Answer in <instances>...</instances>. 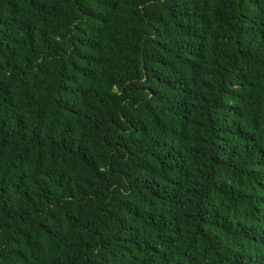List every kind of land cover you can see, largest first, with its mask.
<instances>
[{"label": "trees", "instance_id": "16d2710c", "mask_svg": "<svg viewBox=\"0 0 264 264\" xmlns=\"http://www.w3.org/2000/svg\"><path fill=\"white\" fill-rule=\"evenodd\" d=\"M0 264H264V0H0Z\"/></svg>", "mask_w": 264, "mask_h": 264}]
</instances>
